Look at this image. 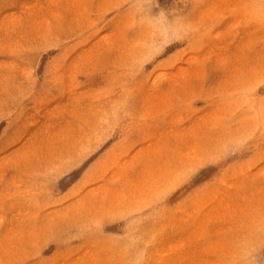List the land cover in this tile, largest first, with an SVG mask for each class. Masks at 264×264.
Returning a JSON list of instances; mask_svg holds the SVG:
<instances>
[{
    "label": "rangeland",
    "instance_id": "rangeland-1",
    "mask_svg": "<svg viewBox=\"0 0 264 264\" xmlns=\"http://www.w3.org/2000/svg\"><path fill=\"white\" fill-rule=\"evenodd\" d=\"M0 264H264V0H0Z\"/></svg>",
    "mask_w": 264,
    "mask_h": 264
}]
</instances>
